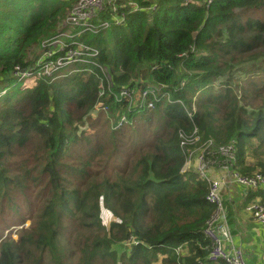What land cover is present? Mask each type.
Here are the masks:
<instances>
[{
	"label": "trees",
	"instance_id": "1",
	"mask_svg": "<svg viewBox=\"0 0 264 264\" xmlns=\"http://www.w3.org/2000/svg\"><path fill=\"white\" fill-rule=\"evenodd\" d=\"M136 1L158 9L64 38L100 51L95 61L114 83L101 100L95 67L33 87L14 76L68 29L75 0H0V264H71L63 222L78 212L87 220L77 226L90 230L81 239L93 246L79 264H210L204 228L214 208L207 183L181 172V133L234 145L239 172L264 174V0ZM161 87L152 109L113 96ZM101 172L116 179L95 182ZM250 193L264 202V192Z\"/></svg>",
	"mask_w": 264,
	"mask_h": 264
},
{
	"label": "built area",
	"instance_id": "2",
	"mask_svg": "<svg viewBox=\"0 0 264 264\" xmlns=\"http://www.w3.org/2000/svg\"><path fill=\"white\" fill-rule=\"evenodd\" d=\"M215 0L208 1L210 7ZM157 4L150 7L141 6L136 0H79L68 18L64 21L63 27L82 29L81 33L107 32L112 27H123L129 17L140 12H155ZM106 18L105 21L103 19ZM100 25H95V23ZM65 33V32H64ZM70 35V34H68ZM71 37V36H68ZM67 38V37H66ZM74 46V47H73ZM100 56V51L91 45L75 42L67 43L62 34L53 40L45 41L40 55L29 69L23 70L17 67L15 78L19 82L36 77L54 82L61 78L69 77L76 73H93L91 67L98 68L97 75L102 84L100 95L112 92L114 88L113 78L108 67H101L95 61ZM88 65V67H85ZM84 68L81 69L80 67ZM104 78V79H103ZM163 88H147L141 91L130 88L121 89L118 94L113 95L117 102L126 100L130 106L146 107L152 109L157 101L163 97ZM108 111L102 105L95 107L94 112ZM196 111V110H194ZM192 116V114L190 115ZM126 121V114L118 117L117 124L113 130L120 129ZM197 129L192 137L185 133L180 135V145L186 155V162L182 173L194 170L199 178L208 185L206 201L214 207V213L204 228V236L208 240L206 248L208 252L207 261L210 264H248L245 252L242 248H229L232 237L227 224L226 206L223 191L226 188L239 187L245 191L264 190V174L256 173L246 175L236 169V150L234 145L214 148L212 142H207L197 148L199 138ZM210 156V157H209ZM210 166L219 169V174L213 177L209 172ZM216 174V172H215ZM255 221L264 226V204H255L253 207ZM202 264V263H200Z\"/></svg>",
	"mask_w": 264,
	"mask_h": 264
},
{
	"label": "crops",
	"instance_id": "3",
	"mask_svg": "<svg viewBox=\"0 0 264 264\" xmlns=\"http://www.w3.org/2000/svg\"><path fill=\"white\" fill-rule=\"evenodd\" d=\"M223 197L232 237L229 248H242L248 264H264V226L253 213L258 197L236 186L226 188Z\"/></svg>",
	"mask_w": 264,
	"mask_h": 264
},
{
	"label": "rangeland",
	"instance_id": "4",
	"mask_svg": "<svg viewBox=\"0 0 264 264\" xmlns=\"http://www.w3.org/2000/svg\"><path fill=\"white\" fill-rule=\"evenodd\" d=\"M79 2V0H75V2L73 3V7L71 9L70 12H68V15H65L64 17V20L63 22L68 18V16L70 15V13L72 12V10L74 9V7L76 6V4ZM67 31V32H66ZM69 31H72V29H67L65 30V33L62 34V38H66L68 37L70 33H68ZM108 33H106L105 35H107ZM112 43V41H111ZM39 54L35 53V54H29L28 55V58L26 59L27 61L29 60H33L36 56H38ZM38 78L36 77H33L31 79H28L26 81L23 82V86L25 87H33L35 86L36 82H37ZM19 83V81H18ZM99 89L101 91L102 89V84L101 82L99 81ZM5 94V92H3L1 94L0 97H2L3 95ZM107 95V94H106ZM105 95V96H106ZM100 97H102L100 94H99ZM103 96V98L105 97ZM105 99V98H104ZM102 100V98H101ZM102 112V111H101ZM106 112V111H104ZM118 114V113H117ZM109 118H110V123L112 124L114 122V119L111 115H109ZM199 140H198V145H197V148L201 147L203 145L202 143V140L201 138L198 136ZM207 142H212V141H207ZM210 157V156H209ZM252 164H254L256 161H251ZM211 169L209 170V172L211 174H213V177H215L217 174H219V169L215 168L214 166H210ZM99 170V168H97ZM216 172V174H215ZM256 173H261V172H256ZM255 173V174H256ZM111 173H105V172H101L100 174H98L97 176H95V182L97 183H101L102 182V179L103 178H107L108 180H112V179H116V175L117 173L114 174L113 177L110 176ZM261 198V197H260ZM103 207V206H102ZM81 216V218L86 221L87 219L84 217V214H81V213H77L76 216L72 219L68 218V217H65V220L63 222L64 226L66 227L65 228V234H66V238H65V243L69 245L70 247V252H72V255H71V259H70V263L71 264H79V258L80 256H82L84 250L87 249V253H90L93 246L89 247L86 243L88 241V238L87 239H81L82 237H89L90 236V230L89 229H86L85 227H80V226H77V225H80L81 224V220L79 219V217ZM101 219L103 220V223L105 224H110V222L112 221L113 219V216L112 215H108V212L104 211L103 213H101ZM92 221V219H91ZM31 225V221H27L25 224L22 225L21 229L22 230L23 228L25 229H28V227ZM16 226H14L13 228H15ZM94 227V226H93ZM79 228V229H78ZM19 228H17L18 230ZM17 230H13V231H6V233L4 234L5 236L8 234L9 236H11V238H13L14 240H18V231ZM17 231V232H16ZM77 232L80 233V237H76L75 235L77 234ZM75 237V238H74ZM5 238V237H4ZM2 238V239H4ZM1 239V240H2ZM1 240H0V244H1ZM130 244H125V246H129ZM124 263L122 260L119 261V264H122ZM83 264V263H82Z\"/></svg>",
	"mask_w": 264,
	"mask_h": 264
},
{
	"label": "clouds",
	"instance_id": "5",
	"mask_svg": "<svg viewBox=\"0 0 264 264\" xmlns=\"http://www.w3.org/2000/svg\"><path fill=\"white\" fill-rule=\"evenodd\" d=\"M81 43H82V42H81ZM85 44H86V43H85ZM88 45H89V44H88ZM91 47L95 48L94 46H91ZM182 169H183V168H182ZM181 172H182V171H181ZM198 177H199V176H198ZM260 191L264 192V190H261V189L256 190V192H260ZM258 203H260V204H264V202H261L260 200H257L255 204H258ZM255 204H254V205H255ZM253 207H254V206H253ZM213 208H214V207H213ZM211 217H212V216H211ZM20 229H21V228H20ZM208 243H209V242H208ZM206 251H207V250H206ZM180 253H181V252H180V249H177V250H176V254H177V255H180ZM207 253H208V252H207ZM207 256H208V255H207Z\"/></svg>",
	"mask_w": 264,
	"mask_h": 264
}]
</instances>
